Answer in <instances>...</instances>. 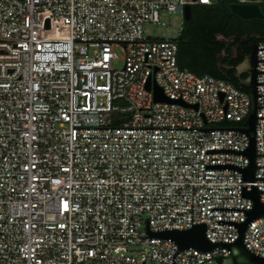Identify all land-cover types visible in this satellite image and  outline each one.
Here are the masks:
<instances>
[{
  "label": "built area",
  "instance_id": "2783aa9c",
  "mask_svg": "<svg viewBox=\"0 0 264 264\" xmlns=\"http://www.w3.org/2000/svg\"><path fill=\"white\" fill-rule=\"evenodd\" d=\"M215 1L0 0V264H172L177 244L144 236L145 219L152 230L186 228L191 209L209 239L237 236L235 225L216 219L245 213L210 207H250L240 196L247 181L235 168L204 164L248 158L204 150L244 148L248 136L197 127L243 126L248 91L180 67L175 37L147 32L186 4ZM154 83L169 100L154 99ZM256 103L264 105L263 94ZM256 152L264 153V117L256 118ZM255 184L264 188V178ZM244 242L264 255V216L248 223ZM228 253L186 247L174 259L218 264Z\"/></svg>",
  "mask_w": 264,
  "mask_h": 264
},
{
  "label": "water",
  "instance_id": "95a60500",
  "mask_svg": "<svg viewBox=\"0 0 264 264\" xmlns=\"http://www.w3.org/2000/svg\"><path fill=\"white\" fill-rule=\"evenodd\" d=\"M192 4H186L184 7L183 18H190ZM230 9L241 17L247 18L252 16H262V12L259 9L257 2H236L232 1L229 4ZM214 39H224L226 45L233 40L235 33L229 34L224 37L220 32H213ZM258 38H264V34L257 35ZM213 43V39L210 40ZM236 45H231L232 54L215 51L214 54L217 58L218 69L223 71V76L226 78L238 75L237 85L240 88H246L251 100L250 111L243 122V126L237 127H197L200 130H210L217 128L224 129H238L245 132L248 136V143L244 148H232V147H213L205 148V153L224 151L245 154L248 158L247 163L243 166L237 163L231 162H212L205 163L204 168H235L240 171L241 179L247 181V184H242L240 189V196L247 197L251 200V205L248 208L242 206H222L214 205L211 209H239L245 213L243 220L217 218V222L230 223L236 226L237 236L233 240H211L206 236L207 222L205 220L193 222L192 221V209H191V222L192 225L186 228L178 227H163L157 229H150L148 225L149 218H146L145 235L150 237H159L162 239L170 238L177 244V249L172 253L171 261L175 264V254L182 248L194 247L198 250L205 252L213 249L217 246H226L229 253L219 256L220 264H264V255L252 251L245 245L244 233L248 223L254 219L264 216V201L260 199V191H264V188H258L255 184L256 178H264V176H256V166H264V164H256V155H262L264 153L256 152V118L264 117V115L256 114L257 106H264L256 103V96L264 93L256 92V84L264 83V81H257V72L264 71L257 69V60H264V58L257 57V49L264 48L257 46V43H250L252 49L250 52L244 54V57L236 65H228L227 62L231 58V55L236 56ZM214 45V44H213ZM225 45V46H226ZM224 46V47H225ZM242 48V45H241ZM243 49V48H242ZM227 76H226V75ZM147 87H150V81L146 83ZM153 93L155 100H169V98L163 93L161 87L154 83ZM96 264H109V263H96Z\"/></svg>",
  "mask_w": 264,
  "mask_h": 264
},
{
  "label": "trees",
  "instance_id": "16d2710c",
  "mask_svg": "<svg viewBox=\"0 0 264 264\" xmlns=\"http://www.w3.org/2000/svg\"><path fill=\"white\" fill-rule=\"evenodd\" d=\"M232 1L234 0H216L212 4H192L194 8L201 7L204 11L200 15L201 17H196L197 20L193 14L189 27L182 31L180 30L175 37L177 41V62L180 67H186L195 73H209L214 76L224 77L213 67L214 52L213 48H207V43L210 42L209 38L212 36L211 30L219 28L217 25L221 23L220 16L217 13L219 4H224L230 11L228 6ZM258 3L264 5V1H259ZM256 21L255 29L264 34V19L257 17ZM206 28L209 29L208 32ZM229 80L238 86L237 80ZM242 89L247 90L246 88Z\"/></svg>",
  "mask_w": 264,
  "mask_h": 264
},
{
  "label": "flooded vegetation",
  "instance_id": "af4514ba",
  "mask_svg": "<svg viewBox=\"0 0 264 264\" xmlns=\"http://www.w3.org/2000/svg\"><path fill=\"white\" fill-rule=\"evenodd\" d=\"M258 6H259L260 11L262 12V16H252V17L244 18V17L239 16L235 12H233L231 9L230 11H228V9L226 8L224 4L222 3L219 4L217 13L220 16L221 23L217 25L219 28L211 30V34L213 32H220L224 37L228 36L229 34H233V33H235V35L233 37V40L228 42V44L226 45V42L224 39H221V41L219 39H214L215 35L212 34V36L209 39L210 40L213 39V43L211 41L207 43V48L208 47L213 48V52L215 51L221 52V48H223L224 53L228 52V54H232L231 45H236V43L238 42L236 46V56L231 55V58L227 62L228 65H232V64L236 65L239 61H241L242 58L244 57V54L247 52H250L252 49V45H249V44L252 42L257 43L259 39L257 35L262 34L257 29H255V25L257 22L256 18L260 17L264 19V5H261L258 3ZM228 7L230 8V6ZM203 11L204 9L201 7H198L196 9L194 8V6H191L190 18L183 20L181 31L189 27L190 20L193 14L195 15V19H196V17H199L203 13ZM206 31L208 32L209 29L206 28ZM241 45L243 49L241 48ZM213 57H214L213 67L219 73L223 75L224 74L223 71L221 69H218L219 66L216 63L217 58L215 54L213 55ZM230 79L238 80V75L235 74L232 77H230Z\"/></svg>",
  "mask_w": 264,
  "mask_h": 264
},
{
  "label": "rangeland",
  "instance_id": "374dc122",
  "mask_svg": "<svg viewBox=\"0 0 264 264\" xmlns=\"http://www.w3.org/2000/svg\"><path fill=\"white\" fill-rule=\"evenodd\" d=\"M166 24H148L147 25V32L150 33L152 36H159V37H170L174 38L178 35L181 30L182 22L184 20L182 13H167L165 14ZM119 54H121L118 51ZM121 60L115 61V66H120ZM135 249L142 248V246L134 247ZM86 264H91L90 260L86 261ZM147 264H150L147 261ZM204 264H215L213 263H204Z\"/></svg>",
  "mask_w": 264,
  "mask_h": 264
},
{
  "label": "crops",
  "instance_id": "0c3cea01",
  "mask_svg": "<svg viewBox=\"0 0 264 264\" xmlns=\"http://www.w3.org/2000/svg\"><path fill=\"white\" fill-rule=\"evenodd\" d=\"M258 3V2H257Z\"/></svg>",
  "mask_w": 264,
  "mask_h": 264
}]
</instances>
